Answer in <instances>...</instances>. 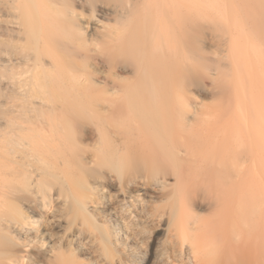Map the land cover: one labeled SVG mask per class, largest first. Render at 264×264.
Segmentation results:
<instances>
[{"label": "bare ground", "instance_id": "bare-ground-1", "mask_svg": "<svg viewBox=\"0 0 264 264\" xmlns=\"http://www.w3.org/2000/svg\"><path fill=\"white\" fill-rule=\"evenodd\" d=\"M0 264H264V0H0Z\"/></svg>", "mask_w": 264, "mask_h": 264}, {"label": "rangeland", "instance_id": "rangeland-1", "mask_svg": "<svg viewBox=\"0 0 264 264\" xmlns=\"http://www.w3.org/2000/svg\"><path fill=\"white\" fill-rule=\"evenodd\" d=\"M91 25L88 27V32L92 31ZM199 90L202 92L203 96H200L202 100H206L205 103L208 105L213 102V95L219 91L217 85L210 79L206 78L203 80L202 85L200 86ZM31 248H29V251Z\"/></svg>", "mask_w": 264, "mask_h": 264}]
</instances>
